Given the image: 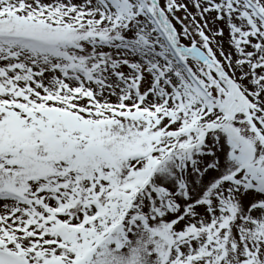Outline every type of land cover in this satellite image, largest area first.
Returning <instances> with one entry per match:
<instances>
[{"label": "snow or ice", "instance_id": "snow-or-ice-1", "mask_svg": "<svg viewBox=\"0 0 264 264\" xmlns=\"http://www.w3.org/2000/svg\"><path fill=\"white\" fill-rule=\"evenodd\" d=\"M0 264H264V0H0Z\"/></svg>", "mask_w": 264, "mask_h": 264}]
</instances>
